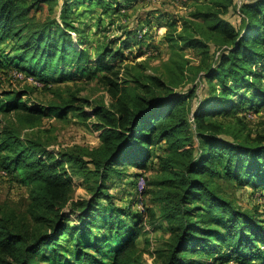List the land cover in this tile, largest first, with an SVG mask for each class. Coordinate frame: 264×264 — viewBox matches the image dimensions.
Masks as SVG:
<instances>
[{"label":"trees","instance_id":"1","mask_svg":"<svg viewBox=\"0 0 264 264\" xmlns=\"http://www.w3.org/2000/svg\"><path fill=\"white\" fill-rule=\"evenodd\" d=\"M202 1L180 32L176 22L167 26V79L142 71L124 80L115 63L146 46L148 34L138 37L148 32L151 16H137L127 31L120 26L124 41L117 49L111 48L116 40L94 46L93 38L105 30V15L119 17L140 0H0V70L58 97L49 104L34 100L35 85L0 97V171L30 191L24 220L12 213L0 218V264H143L138 240L148 233L146 218L170 233L156 264H264V221L237 206L220 184L264 193V136L253 137L247 127L250 116L264 113V0L242 3L238 27L225 18L236 0ZM43 6L49 17L38 20ZM210 46L215 55L208 63ZM185 49L201 51L203 61L191 70L199 83L178 94ZM92 75L110 95V109L93 108L81 89L68 85ZM69 115L99 133L98 148L48 150L40 139L22 136L47 118L68 121ZM128 168L143 173L132 184L145 181L153 207L137 215L110 203V180ZM69 169L90 198L72 200Z\"/></svg>","mask_w":264,"mask_h":264},{"label":"rangeland","instance_id":"2","mask_svg":"<svg viewBox=\"0 0 264 264\" xmlns=\"http://www.w3.org/2000/svg\"><path fill=\"white\" fill-rule=\"evenodd\" d=\"M211 0H204L203 4H208ZM249 0H236V8L225 16V18L235 27L240 25V8L243 2ZM196 0H140V4L135 5L129 11L122 13L119 17H109L110 14L105 15L103 18L104 31L101 34H97V37L93 38L94 46L104 43L108 44L112 40H123L124 30H119L120 26H129L134 28L136 17L151 16V25L148 27L149 42L142 49L134 46L131 48L130 53L126 51L128 60L125 63H115V68L120 65L121 76L126 80L130 75L140 74L142 71L146 75L156 76L163 78L168 77L167 64L171 56L170 47L165 43L163 37L166 35L167 26L176 22L179 32L186 24V20L193 19V14L198 12L201 7L197 4ZM62 4V1H60ZM59 10V7H57ZM99 13L101 11H98ZM49 17V11L47 6H43L42 10L37 13L36 18L38 20H46ZM115 20V21H114ZM114 23L112 25L111 22ZM121 47V44L114 45L111 48L117 49ZM151 48V49H150ZM94 54V51H93ZM184 59L187 62V71L184 75V82L179 88H175L178 94L185 93L196 84L199 83L198 77L195 72H191L195 68L202 64L203 57L201 51L193 49H185L183 52ZM215 55V48L210 46L209 56L211 57L208 63H211ZM103 75V74H101ZM94 75L87 77L82 82L69 83L75 90L81 89V97L87 99L93 108L97 106H105L110 109L112 106V99L103 85L93 77ZM32 80L24 79L22 75L16 72L9 71L8 69L0 70V97L6 92L14 90H25L26 88H32ZM67 85H53V89L64 90ZM59 94H65L64 91H59ZM33 99L41 102L42 104H49L54 101H58V97L54 96L48 90H42V86L34 91ZM92 113L91 109H88ZM248 121V132L255 136H264V113L250 116ZM3 121V119H0ZM2 127L0 126V130ZM22 136L38 138L42 142L49 145L48 150H61L71 149L75 147L80 148H98L101 145L99 139V133L95 132L88 124H84L78 118L69 115L68 121L56 120L55 118H47L44 120L43 127L39 129H27L22 133ZM69 168V167H68ZM69 172L73 175L75 181L74 193L72 200L77 201L79 199H87L91 197V194L86 189V185L82 183L69 169ZM122 177L113 176L110 180L109 195L111 198L110 203L113 204V208L120 213L124 214H136L140 209L148 208L152 209L150 198H146L145 193V181L140 179L136 186H133V180L143 174L142 172L135 170L134 168H128L123 171ZM152 172L144 173L146 178L152 177ZM224 193L227 197L235 202L243 211L256 212L261 216L264 221V193H256L251 188H239L234 182H220ZM148 190V189H146ZM29 189L21 186L18 183H14L9 177L4 175L0 171V218L5 214H14L16 219L24 220L27 213V208L30 203ZM143 197V198H142ZM139 200L140 203L135 207V201ZM105 205H108L107 201H102ZM109 203V204H110ZM141 212V211H140ZM70 217L71 222H77V215L66 212ZM25 216V217H24ZM121 220H125L121 218ZM126 224V222H124ZM124 224V226H126ZM105 227L106 235L113 237L115 231ZM145 230L147 235L140 237L138 240V248L142 253L143 264H156L160 262L158 251L164 248L170 238V233L165 226L157 224L156 227L150 225L148 218L145 219ZM195 258V257H194ZM197 259V257L195 258ZM203 262L209 261L208 258H202ZM230 264H238L231 262ZM240 264V263H239Z\"/></svg>","mask_w":264,"mask_h":264},{"label":"built area","instance_id":"3","mask_svg":"<svg viewBox=\"0 0 264 264\" xmlns=\"http://www.w3.org/2000/svg\"><path fill=\"white\" fill-rule=\"evenodd\" d=\"M146 33H147V30L144 29L143 31L140 32L138 38H139V39H142V38L145 36ZM32 83H33V85H35V86L41 87L40 84H37V83L33 82V80H32Z\"/></svg>","mask_w":264,"mask_h":264}]
</instances>
